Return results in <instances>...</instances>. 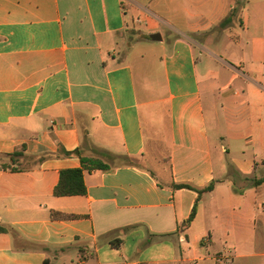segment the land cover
<instances>
[{"label":"crops","instance_id":"obj_1","mask_svg":"<svg viewBox=\"0 0 264 264\" xmlns=\"http://www.w3.org/2000/svg\"><path fill=\"white\" fill-rule=\"evenodd\" d=\"M152 1L0 0V264H264V0Z\"/></svg>","mask_w":264,"mask_h":264},{"label":"rangeland","instance_id":"obj_2","mask_svg":"<svg viewBox=\"0 0 264 264\" xmlns=\"http://www.w3.org/2000/svg\"><path fill=\"white\" fill-rule=\"evenodd\" d=\"M144 4H147V6L150 8V10H148V13L144 14L141 13V17H140V26L142 28H145V30H148L149 27L146 26V22L147 19H150V21H156L159 26L158 29H160L159 31L163 34L164 38L169 37L171 34H173V32L169 29V23L166 21V19H170V16H172V21L173 22H183V19L180 17L181 15H183V13L177 12L174 8H172L170 10L169 7L168 11L165 12L166 10V6H165V0H153L152 3H147V2H143ZM134 11V10H133ZM142 11V10H141ZM132 14H135L131 12L129 13V20H132ZM233 15H237L235 13H232ZM155 16V17H154ZM166 18V19H165ZM240 19L236 20V24L237 26L239 25ZM151 24V23H150ZM147 27V28H146ZM237 29V28H236ZM134 28H129L128 31H125L122 33V37L124 38V41H131L134 40ZM163 42H155L152 40H141L139 42H137L135 49L138 52H142V53H149L150 50L155 49V50H159L161 45ZM213 146H214V155H215V160H216V164L220 165L221 163L225 162H231V157L232 155L229 152H224L222 150V145H221V140L217 139L216 136H213ZM226 144V143H225ZM34 160L29 159L28 161H26L27 164H20V166H29L33 163ZM139 162V160H138ZM239 181L237 184L238 186L242 187V188H249L248 186V182H241ZM251 195H253V192L250 190Z\"/></svg>","mask_w":264,"mask_h":264},{"label":"trees","instance_id":"obj_3","mask_svg":"<svg viewBox=\"0 0 264 264\" xmlns=\"http://www.w3.org/2000/svg\"><path fill=\"white\" fill-rule=\"evenodd\" d=\"M230 20V17L224 20V22H227ZM69 154H80L82 165L77 168H66L61 170L60 180L58 184L55 187V194L56 195H72V194H84L87 191V187L84 180V172L85 170L91 171L94 169H106L110 167V164L102 161L99 158L91 157V156H85L82 155L80 149H75L73 151H69ZM24 155V157H27L29 155H26L22 150H16L15 152L9 154V156L15 160L16 156ZM41 160L45 158V156L40 157ZM123 159L126 163L129 164H137V160L134 157H131L129 155H123ZM176 187H186L191 188L199 193H203L204 191H210L215 186V181H211L206 186L199 188L195 187L194 185L186 182L181 183H175ZM194 216V212L191 214L192 218ZM3 228V227H1Z\"/></svg>","mask_w":264,"mask_h":264},{"label":"water","instance_id":"obj_4","mask_svg":"<svg viewBox=\"0 0 264 264\" xmlns=\"http://www.w3.org/2000/svg\"><path fill=\"white\" fill-rule=\"evenodd\" d=\"M150 36L154 40H161L162 39V35L160 32L151 33Z\"/></svg>","mask_w":264,"mask_h":264}]
</instances>
